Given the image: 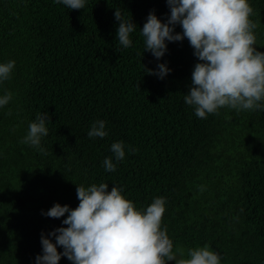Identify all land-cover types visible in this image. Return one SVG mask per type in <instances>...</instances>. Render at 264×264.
<instances>
[{"label": "trees", "instance_id": "trees-1", "mask_svg": "<svg viewBox=\"0 0 264 264\" xmlns=\"http://www.w3.org/2000/svg\"><path fill=\"white\" fill-rule=\"evenodd\" d=\"M249 4L254 46L264 52V0ZM116 8L136 25L128 48L117 41ZM153 10L167 22L166 0H85L76 10L0 0V63L15 61L0 82V96L12 93L0 107V264H36L41 234L67 227V213L42 212L56 203L75 209L78 185L100 183L120 187L138 210L164 197L161 227L174 251L207 244L221 264H264V109L198 118L184 102L199 62L187 38L166 41L160 59L145 51L140 29ZM160 63L171 69L163 79L147 72ZM43 113L51 119L46 155L20 143ZM96 120L105 121L104 138L87 135ZM119 141L125 157L116 161ZM108 157L114 172L103 166Z\"/></svg>", "mask_w": 264, "mask_h": 264}, {"label": "clouds", "instance_id": "clouds-1", "mask_svg": "<svg viewBox=\"0 0 264 264\" xmlns=\"http://www.w3.org/2000/svg\"><path fill=\"white\" fill-rule=\"evenodd\" d=\"M72 10L84 9L85 0H55ZM170 9L167 22H162L151 11L141 30L145 51L160 59L167 52L168 42L185 38L194 49L198 63L194 65L190 91L184 102L192 106L198 118L218 114L219 109H264V52L258 51L254 29L257 23L250 20L253 9L249 0H166ZM115 18L119 22L117 41L123 48L132 45L130 34L136 29L132 20L125 19L119 8ZM180 25L181 33L175 32ZM15 61L0 63V82L10 79ZM171 69L160 63L157 70L147 69L149 75L165 78ZM12 99L8 92L0 96V107ZM51 122L47 113L37 114L28 126L27 135L20 143L30 145L47 154L41 147L42 137L49 134L46 123ZM89 138L108 135L105 121L96 120L87 133ZM78 142V141H77ZM135 151L134 149H129ZM111 151L116 161L125 157L123 141L114 142ZM106 171L114 172L112 157L105 158ZM203 189L201 188V191ZM122 189L107 183L78 185L79 205L56 203L43 215L61 218L67 227L41 234L42 255L36 264H59L67 257L72 264H221V257L209 245L188 249L177 248L169 238L167 228L162 229L166 200L157 197L146 209L138 210L122 194ZM49 236L55 238V243ZM63 247V252L58 251Z\"/></svg>", "mask_w": 264, "mask_h": 264}]
</instances>
